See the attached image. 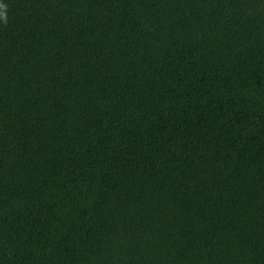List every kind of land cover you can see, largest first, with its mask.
Wrapping results in <instances>:
<instances>
[{
  "label": "trees",
  "instance_id": "16d2710c",
  "mask_svg": "<svg viewBox=\"0 0 264 264\" xmlns=\"http://www.w3.org/2000/svg\"><path fill=\"white\" fill-rule=\"evenodd\" d=\"M0 15V264H264V0Z\"/></svg>",
  "mask_w": 264,
  "mask_h": 264
},
{
  "label": "clouds",
  "instance_id": "9594fccd",
  "mask_svg": "<svg viewBox=\"0 0 264 264\" xmlns=\"http://www.w3.org/2000/svg\"><path fill=\"white\" fill-rule=\"evenodd\" d=\"M6 19L3 15H0V20Z\"/></svg>",
  "mask_w": 264,
  "mask_h": 264
}]
</instances>
